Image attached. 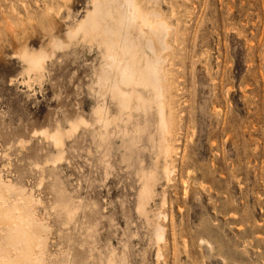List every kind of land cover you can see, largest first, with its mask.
Listing matches in <instances>:
<instances>
[{
    "label": "rangeland",
    "instance_id": "obj_1",
    "mask_svg": "<svg viewBox=\"0 0 264 264\" xmlns=\"http://www.w3.org/2000/svg\"><path fill=\"white\" fill-rule=\"evenodd\" d=\"M144 1L170 46L163 70L176 126L167 171L149 142L153 128L136 145L134 133L115 139L104 157L80 134L77 154L55 172L61 192L41 183L35 149L54 148L30 132L51 131L55 120L65 128L80 111L90 120L99 65L95 48L51 52L50 37L67 42L93 0H0V178L41 200L47 264H66L69 248V264H264V0ZM24 46L52 53L42 81L17 57ZM144 183L151 197L139 213ZM66 201L81 206L69 225L57 207Z\"/></svg>",
    "mask_w": 264,
    "mask_h": 264
},
{
    "label": "bare ground",
    "instance_id": "obj_2",
    "mask_svg": "<svg viewBox=\"0 0 264 264\" xmlns=\"http://www.w3.org/2000/svg\"><path fill=\"white\" fill-rule=\"evenodd\" d=\"M92 4L93 11L77 21L72 29H68L67 42L54 36L49 41L51 52L67 49L72 44L96 49L99 65L91 76L90 92L95 105L90 120H86L80 111L65 117V128L59 121L51 119L56 126L53 130H33L28 137L30 140L41 138L42 141L50 142L54 148L50 152L46 150L48 147H36L34 156L41 161L33 166L42 174L41 183L47 178L51 179L50 188L56 194L59 186L55 172L67 159L69 151L77 154L81 143L78 140H83L81 138L84 134L89 137L93 152L98 154L103 151L104 157L106 151L115 144V139L123 140L134 133L135 142L131 145H136L143 140L145 131L153 128L149 142L156 152L157 161L159 158L164 159V173L175 154L173 138L176 121L172 113L175 107L170 94L172 83L167 84L166 70H163L164 52L170 47L166 42L167 27L165 24L157 25L154 20L157 15L150 10L149 1L93 0ZM16 54L26 65L28 78L32 75L33 80L42 81L46 71L45 63L52 53L44 49L31 53L24 46ZM169 79L171 81V77ZM149 116H154L156 122H150ZM130 120L132 124H128ZM67 140L72 141L71 147L66 143ZM19 143L25 145L28 141L21 139ZM149 188L144 183L138 195L139 213H144L145 203L151 197ZM41 203L34 195L0 178V264H47L50 229L36 214V207L38 205L39 208ZM57 207L62 211L66 225L74 223L81 211L80 205L69 204L67 201L59 203ZM155 230L157 240L162 243L163 228L158 225ZM61 255L66 264L75 262L74 249L69 248Z\"/></svg>",
    "mask_w": 264,
    "mask_h": 264
}]
</instances>
